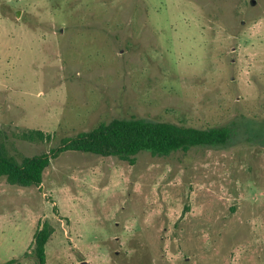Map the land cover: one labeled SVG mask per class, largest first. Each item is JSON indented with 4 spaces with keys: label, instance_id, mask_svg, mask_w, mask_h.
Returning a JSON list of instances; mask_svg holds the SVG:
<instances>
[{
    "label": "rangeland",
    "instance_id": "rangeland-1",
    "mask_svg": "<svg viewBox=\"0 0 264 264\" xmlns=\"http://www.w3.org/2000/svg\"><path fill=\"white\" fill-rule=\"evenodd\" d=\"M130 118L231 138L133 163L68 151L39 186L0 177V264H38L44 224L45 264H264V0H0L9 155Z\"/></svg>",
    "mask_w": 264,
    "mask_h": 264
},
{
    "label": "trees",
    "instance_id": "trees-1",
    "mask_svg": "<svg viewBox=\"0 0 264 264\" xmlns=\"http://www.w3.org/2000/svg\"><path fill=\"white\" fill-rule=\"evenodd\" d=\"M23 136L38 142L50 141L52 138L50 133L39 129L29 130ZM230 138L231 130L228 127L196 129L137 118L114 119L88 131L61 138L59 144L48 153L25 156L20 161L9 155L0 141V177H4L11 185L39 186L51 160L68 151L103 157L116 156L133 163L135 156L141 152L167 156L196 146L225 145ZM52 233V227L44 224L33 235L32 251L38 264L46 262L45 245Z\"/></svg>",
    "mask_w": 264,
    "mask_h": 264
},
{
    "label": "water",
    "instance_id": "water-1",
    "mask_svg": "<svg viewBox=\"0 0 264 264\" xmlns=\"http://www.w3.org/2000/svg\"><path fill=\"white\" fill-rule=\"evenodd\" d=\"M19 13H20V12H19V11H17L16 15L18 16V15H19Z\"/></svg>",
    "mask_w": 264,
    "mask_h": 264
}]
</instances>
